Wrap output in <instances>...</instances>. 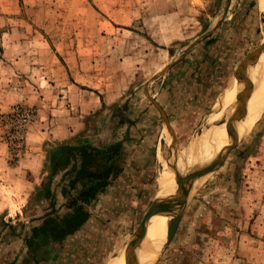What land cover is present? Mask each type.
Listing matches in <instances>:
<instances>
[{
	"label": "rangeland",
	"instance_id": "1",
	"mask_svg": "<svg viewBox=\"0 0 264 264\" xmlns=\"http://www.w3.org/2000/svg\"><path fill=\"white\" fill-rule=\"evenodd\" d=\"M258 58L264 0H0V264H124L172 183V153L219 109L217 142L230 117L220 99ZM254 67L238 81L247 93L264 90ZM60 129L79 132L73 144L51 138ZM237 140L173 204L185 207L149 264H264V110ZM84 198L94 222L82 234L33 238L47 215L83 214Z\"/></svg>",
	"mask_w": 264,
	"mask_h": 264
},
{
	"label": "bare ground",
	"instance_id": "2",
	"mask_svg": "<svg viewBox=\"0 0 264 264\" xmlns=\"http://www.w3.org/2000/svg\"><path fill=\"white\" fill-rule=\"evenodd\" d=\"M257 65L258 66L254 67L251 72H254L257 70L262 73L260 68H264V63L260 62ZM262 75L264 76L263 73ZM262 75L258 79L250 80L249 83L258 84L263 78ZM233 88L238 89V90L242 89L241 85L238 84L237 81H235L233 86L230 89H228L226 92L225 97H228L227 99H229L230 101L229 103L227 100L229 104L226 106H229V107L226 109V111L228 113L230 112L229 113L230 117H229V122H227L226 120L222 128L219 127L221 129V133L219 134V138L217 142H215V135H216V130H217L216 125L212 129H209L208 125L205 123L202 127V134L198 137H195L194 140H192L191 146L189 147L188 150H185L184 153H180L181 155H178V157L175 156L176 158L174 157V154L176 153L172 151L173 153L170 157V161H171L170 163L173 164L172 161L176 160L175 168L177 169V171L175 170L176 172L171 177L172 183L170 185L166 183L167 186L168 185L169 186L168 187L166 186V188L164 187L165 189H163L160 195V197H164L165 199L163 203L164 205L162 206V212L159 216V217H162V219L159 220V222H156L157 220L155 221L154 216L156 218L157 213L156 215L153 216V219H151L147 224V230L149 231V235L151 234L152 241L149 244H147L148 242L141 241L140 245L142 246H137V248H135L134 255H132L131 259H127V256H126L127 251H126L123 257L124 264H130V263L131 264H149V261L153 259L154 254H155V251H151V250L160 249L164 239L168 235V230L166 229L167 225H165V223L166 224L171 223L172 220L177 216V215L175 216V213H172V214L168 213L171 207L174 204L173 211H177V205L179 203L180 205L181 203H186L188 202V199H189L187 198L188 194L187 195H175L176 190H177L176 181H179V180H182L181 182L187 181L190 179L191 174L195 170H202L201 168L202 166H204L203 165L204 161L207 159V156L210 155L209 152H211L214 149V147H216L217 152L215 153L211 161V164L207 165L206 167L213 165V163H215L218 159L219 150L222 149L225 145H227L229 141L234 142L237 138L239 139L241 135L245 134L250 129V127L253 125V123L259 118L261 113L263 112L264 110V90L261 92L246 93L245 98H243L244 95L241 97L242 100L244 99L242 102V101L237 100V95L232 96V94L231 95L229 94L230 90ZM218 111L212 114L210 118L212 122L217 121V117L219 116ZM232 117H234V119H232ZM197 151L199 152L194 156L193 154ZM213 154H214V151H213ZM164 164L165 166L171 165V164L168 165V162L166 161L164 162ZM160 181L162 182V180H159V182ZM166 184H164V186ZM191 192H189V194ZM183 197L185 198L181 199ZM176 214H178V212ZM143 245H146V246H143Z\"/></svg>",
	"mask_w": 264,
	"mask_h": 264
},
{
	"label": "water",
	"instance_id": "3",
	"mask_svg": "<svg viewBox=\"0 0 264 264\" xmlns=\"http://www.w3.org/2000/svg\"><path fill=\"white\" fill-rule=\"evenodd\" d=\"M259 59H249L246 60L244 63H242V65H240V67L238 68L236 74H235V80L238 82L241 78V76L243 74H245L246 71H248L250 68L254 67L255 65H257L259 62ZM231 88V87H230ZM227 90L224 92V94L222 95V98L220 99L222 101V99L225 97ZM247 93V90L245 89H241V91L237 94V100L242 101L241 97L243 96V98H245V95ZM241 102V103H242ZM216 113V112H215ZM232 119H234V117H232ZM216 122H213V126L212 128L215 126ZM217 125V124H216ZM238 139V138H237ZM237 139L234 141L236 142ZM234 142L229 141V143L227 145H225L222 149L219 150V156L218 159L215 163H213V165L206 167L202 170H195L192 174L189 180L181 182L182 180L176 181L177 182V190H176V194L175 195H187L189 194V192H191L193 189H195L196 187L199 186V184L197 183V180L203 176H207L211 173H213L214 171H217V169H219V167L223 164V162L225 161L229 150L231 149L232 145L234 144ZM165 199L164 197H160L158 198L153 205L151 206L148 214L145 217V221L139 231V234L137 235V237L128 245L127 247V259H131L132 255H134V250L135 248H137L138 245H140L142 239L144 238V235L146 234V225L147 222H149V220L156 215L157 211L160 209V207L163 205ZM187 204V202H186ZM185 204V205H186ZM185 207V206H184ZM184 207L178 212L177 216L174 218V220L172 221V224L170 227L167 228L168 230V235H167V241L170 240L176 225L178 223V220L180 218L181 212L183 211ZM129 261V260H128ZM131 264V263H130Z\"/></svg>",
	"mask_w": 264,
	"mask_h": 264
},
{
	"label": "crops",
	"instance_id": "4",
	"mask_svg": "<svg viewBox=\"0 0 264 264\" xmlns=\"http://www.w3.org/2000/svg\"><path fill=\"white\" fill-rule=\"evenodd\" d=\"M69 122V121H67ZM53 135H50L51 138L55 141H58V142H63V143H67V144H73V141L77 138L78 136V131L74 130V131H66L64 129H60L59 132H51ZM49 133V134H51ZM49 136V138H50ZM34 155V154H33ZM32 155V156H33ZM35 157V156H33ZM38 160H35L33 161V159H29L28 160V165H27V168H29V170L33 172H41L44 168V164H45V161L42 159V155L39 154L37 156ZM107 169L108 171L110 172L112 169H113V165L112 164H109L107 165ZM70 184H74V182H71ZM83 203V206L81 205V211L83 212V215H85L84 219H82V221H78L79 225L76 226V228H74L73 230L67 232L65 235H71V234H77V235H80L82 234V232H84V229L90 224H92L94 222V216L91 214V211L88 210V203L89 200L87 198H84V200L82 201ZM77 212H72V210H70V213L68 215H66L65 217H60V218H53L52 215H47L45 216L42 220V223L41 225H37L36 228H34L33 230L37 233L41 232L42 231V228H45L46 230L45 231H50L52 233V229L54 230L56 228V226H53L52 223L55 221V222H59L57 225L58 226H64L66 225L67 223L69 222H72L73 223L76 221V214ZM72 223V224H73ZM33 231V233H34ZM50 237H53V239H58L57 237H54L52 236L51 234L47 237V241L50 239ZM62 238V237H61ZM60 239V237H59ZM46 242V241H45ZM93 264V263H92Z\"/></svg>",
	"mask_w": 264,
	"mask_h": 264
},
{
	"label": "trees",
	"instance_id": "5",
	"mask_svg": "<svg viewBox=\"0 0 264 264\" xmlns=\"http://www.w3.org/2000/svg\"><path fill=\"white\" fill-rule=\"evenodd\" d=\"M85 217H84V215L82 214V213H78L77 215H76V221L73 223V221L72 222H69V223H67L66 225H64V226H56V228L53 230H51L52 231V233L50 232V231H45L46 229L45 228H42V231L41 232H39V233H37V234H34V236H33V238L35 237V235H40V236H42L41 237V241L42 242H45L46 240H47V237L51 234L52 236H54V237H57V238H61V237H64L65 236V234L67 233V232H69V231H71V230H73L74 228H76V226L77 225H79L78 223V221H82V219H84ZM73 223V224H72ZM34 233H35V231H34Z\"/></svg>",
	"mask_w": 264,
	"mask_h": 264
},
{
	"label": "built area",
	"instance_id": "6",
	"mask_svg": "<svg viewBox=\"0 0 264 264\" xmlns=\"http://www.w3.org/2000/svg\"><path fill=\"white\" fill-rule=\"evenodd\" d=\"M25 121L27 120V118L25 117V119H24Z\"/></svg>",
	"mask_w": 264,
	"mask_h": 264
}]
</instances>
